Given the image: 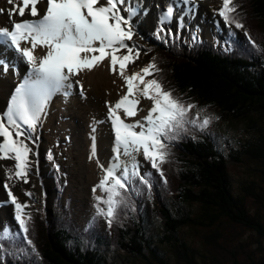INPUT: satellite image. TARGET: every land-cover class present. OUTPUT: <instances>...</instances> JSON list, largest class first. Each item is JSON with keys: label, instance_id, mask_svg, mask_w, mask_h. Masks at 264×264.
<instances>
[{"label": "snow or ice", "instance_id": "6c2138e0", "mask_svg": "<svg viewBox=\"0 0 264 264\" xmlns=\"http://www.w3.org/2000/svg\"><path fill=\"white\" fill-rule=\"evenodd\" d=\"M11 6L7 15L10 27H0V46L14 52L9 59L0 58V71L11 68L18 73L22 61L25 74L11 91L6 108L0 112V160H10L12 167L5 168L3 188L5 203L14 208L13 228L0 226V264L32 262L39 252L30 238L32 220L28 202H21L13 193V183H30L33 168L39 174V162L33 160L39 153L33 146L39 140L38 130L54 98L65 100L76 86L84 96L78 76L92 71L107 61L111 74L122 81L118 99L106 101V121L113 134L112 154L107 166L96 158L102 175L93 186L94 214L88 222L92 227L103 219L108 229L118 222L121 211L135 212L136 198L147 194L152 199L156 177L162 185L168 184L163 165L172 156V146L185 137L195 139L194 132L206 131L213 119L202 115L205 109L197 103L184 100L166 89L156 78L160 72L156 57L138 70L145 49L138 41L145 37L139 31V17L150 10L141 6V0H7ZM201 0H169L158 12L152 36L166 47L174 46L186 22L193 17ZM38 5H43L41 10ZM238 7L234 0H222L214 15L231 29H241L247 43L257 51L256 44L243 22L237 18ZM5 10L0 9V14ZM20 17L15 20L13 17ZM28 16L31 18L25 19ZM175 21V31L171 27ZM193 35V40H195ZM39 50V54L37 51ZM115 83V81H113ZM142 100L150 102L146 115ZM98 121L97 123H104ZM96 128L92 127V133ZM90 159L96 157L95 136H91ZM142 157L143 163L139 159ZM145 165L149 167H145ZM155 173V176H154ZM99 192V195L96 193ZM31 198L33 193L25 191Z\"/></svg>", "mask_w": 264, "mask_h": 264}, {"label": "trees", "instance_id": "16d2710c", "mask_svg": "<svg viewBox=\"0 0 264 264\" xmlns=\"http://www.w3.org/2000/svg\"><path fill=\"white\" fill-rule=\"evenodd\" d=\"M240 1L234 2L239 6L237 18L241 16L244 21L249 22V19L252 22L261 39L256 38L248 23L245 29L260 49H264V0ZM242 3L246 7L245 13L240 10L239 4ZM233 44L231 51H221L211 43L183 51L151 47L155 62L161 69L156 78L166 89L177 91L178 97L190 99L200 108L217 111L219 120L225 118L228 124L241 123L244 129L238 138L231 136L234 141L237 139V145L233 148L228 144V153V145L220 136L227 134L225 129L228 127L222 129L218 126L217 137L220 140L208 135L210 131L206 130L198 131L201 137H185L174 144L177 153L172 151L163 169L169 166V173L164 169L166 177L168 175L177 180L175 195L165 196L172 186L166 188L156 177L152 199H149L152 206L150 213L148 207H142L141 200L137 199V212H131L133 229L122 225L119 230L114 223L109 230L114 237L117 236L119 248L131 255L145 259L152 256L161 264H170L169 255L165 257L168 254L165 247L170 244L169 251L178 262L200 264L197 250L188 245L181 232L199 224L212 225L221 221L222 217L253 229L264 237V51H257L247 41L241 42L237 38H234ZM244 156L256 161L260 180L243 183L240 191L235 192L227 163L231 159L243 161ZM250 197L260 210L249 211L247 200ZM56 203L58 211L54 208L55 216L49 226L43 206L31 212L29 235L41 258L37 261L33 257L31 264H110L108 251L101 246L111 249L112 244L108 240V231L102 230L98 219L92 227L87 224L81 230L71 218L60 220L65 219L66 211L60 199ZM193 204L200 207L196 209L197 214ZM153 213L158 223L151 219L149 214ZM152 223L159 225L153 232L150 231ZM210 238L212 244L216 243L219 233L214 232ZM202 257L205 262L209 259L206 255ZM263 259L252 260L250 264H257ZM8 264H13L11 258ZM25 264L29 262L25 261Z\"/></svg>", "mask_w": 264, "mask_h": 264}, {"label": "rangeland", "instance_id": "374dc122", "mask_svg": "<svg viewBox=\"0 0 264 264\" xmlns=\"http://www.w3.org/2000/svg\"><path fill=\"white\" fill-rule=\"evenodd\" d=\"M234 2L236 3V0H234ZM141 5H143V7H146L149 4L146 0H141ZM239 5L241 8L240 10H243V12L245 13L246 12L245 5L243 3L242 5L241 4ZM146 8H148L151 12V9L149 7H146ZM147 16H141L142 19H139L141 24L144 23L143 18H146L145 20L146 22L144 23V25H146L149 23H153L152 20H156V17H157V15H154L150 17V20H147ZM238 18L246 24L245 28L248 23V25L252 28L253 32L257 36L256 38L258 40L261 39L260 34L255 32L254 28L252 27V22L249 19H248L249 22H246L242 19L241 16ZM143 62L144 61L141 60L140 63H137V67L133 69L138 70L139 67H143L144 66ZM173 93L174 95L177 96V91H174ZM203 114H209L213 117H217L218 115L217 111L213 109H205ZM141 115L142 113H140V116ZM218 126H220L222 129H225L226 127H228L225 129V131L227 130L228 135L220 134V136L224 144L225 143L227 145L231 144L232 147L234 146L233 148H236L237 139L236 141H234V139L231 138V136L238 138L240 134L242 135L241 132L244 129L243 125L241 123L228 124L225 118L224 119L222 118L221 120L213 119L210 127L207 129V131H210L208 135H211L212 137L214 135L215 137H217ZM194 135L196 138L201 137V134H199L198 131H195ZM218 138L219 136L217 137V139ZM218 140H220V138ZM79 144H80V147L83 146L82 141H79ZM174 146L175 145H173V147ZM229 147H230L229 145L226 147V153H228ZM176 149L177 148L174 147L171 149V151H174V154H176L177 153ZM80 152L78 153V150L76 151V156H77V158L75 159L76 166L71 165V167L72 168L74 167V168L73 170H71V174L69 177V183L67 187L65 188L64 191H60L58 194L59 196L62 197V204L64 205L65 201L68 199L67 203L70 206V208L66 210L68 213H66L65 219H61L59 215L60 220L65 221L66 219L71 218L72 221L74 222V225L81 229L85 225H87L88 221H90L91 217L94 214L93 212L94 211V208H93L94 194L92 192V188L94 185L97 184L96 175H97V171L100 172V169L97 167L96 157H94L93 159H90V162L88 164L86 162L89 160L85 162L84 158L82 162H80L78 157L83 156V153L82 152L80 153ZM99 161H101V163L104 162L102 159H99ZM141 163H143V161ZM145 167L147 168L149 166L145 165ZM257 167L258 166H257L256 161L251 160L247 156H244L243 161H240V162L232 161V159L228 160L227 170L231 177L232 185L234 187L235 192L240 191L241 185L243 183H248L249 181H252V180L254 181L260 180L258 176L259 171L256 170ZM41 168L44 171H46V168H44V163L42 161H41ZM164 169L167 170V173L171 171L169 166ZM1 175L2 174L0 171V179L2 180L4 178H2ZM33 175L34 173L30 175L29 184H26V185L24 184L23 188L20 187L17 190L18 191L17 196L19 199L20 197L24 198L25 200L23 199V201H26L31 205V207L27 209V211L29 212L32 210H35L40 204H43V205L46 204L48 208V213L45 216V219H46L47 225L49 226L51 225V212L49 211V207L51 205V202L52 201L54 202V200L57 199L56 188L54 186L53 180L50 177H47V179H42L44 184L45 183L50 184V189H51V191L46 192V195H45L44 188L41 186V184L43 183L39 181V179L43 176L36 177ZM154 176H155V173H154ZM167 180H168V184L165 187L169 188V185H171L172 189L169 188L167 193L165 191V193L167 194V195L165 194V196H170L173 194L175 195V192L178 189L177 180H175V178H172L168 175H167ZM2 191L3 190L0 186V196L2 195ZM25 191H31L33 193V196L31 198L26 197L24 195ZM97 193L99 194V192ZM137 199L141 200L140 202L142 203V207L143 206L145 208L148 207V212L150 213L151 211L150 208H152V206H151L150 200L147 198V194L145 193L144 196L136 198V200ZM247 201H248L247 202L248 209L250 212H256L257 210H260L258 204L253 200V198L250 197ZM136 204L138 205L139 202H136ZM53 206H55L54 208H56V210L58 211L59 206H56L54 204ZM192 206L193 208L195 207L194 208L195 213L197 212L196 209L198 210L200 209L199 205L193 204ZM3 210L5 211L0 212V226L8 223L7 220H10V219L13 220L11 217L10 205H6L3 208ZM135 212H137V210ZM131 215H132L131 211H121L119 220L118 222L115 223L117 226V229L121 230L122 225L123 226L126 225L127 228L133 229V220H132ZM149 215L151 219L154 220V222L158 223L159 220L157 221L155 217L156 215L154 213L149 214ZM53 216H55L54 212L52 214V217ZM98 222H99V225L102 226V230H104L105 232L108 231V227L106 223L103 221V219H99ZM156 223H152L150 225V231L153 232L155 228L157 229L159 227V225L157 226ZM105 228L107 230H105ZM114 231H115V228H114ZM214 232L219 233V238L216 243L214 242L212 244L210 237L214 235ZM181 234L184 237L183 239L188 243V245L192 246L194 249L197 250L198 252L197 261L200 264H250L252 260L259 261L261 260V258H264V237L259 236L255 230L247 228L241 224L231 222L229 219L225 217H222L221 221H218L212 225L199 224L195 227L192 226V227L184 228ZM108 237H109L108 240L112 244L110 245L111 249H109L108 246H101V248L103 250H106V252L108 251L107 255L109 257L108 260L110 264L111 263L112 264H123V263H126V264H161L158 259L152 256H149L148 259L139 258L134 255H131L127 250L120 249L117 244L118 242L117 236L114 237L112 232L110 231H108ZM168 246L170 247V244H168ZM169 247H165L166 252L168 253L166 254L165 257L169 255L168 259H169L170 264H187L185 261L178 262L176 260V257L172 256L171 252L169 251ZM205 255L208 256L209 258L207 259L206 262L204 261L202 257ZM34 258L37 261L41 260L40 255H39V258H36V257Z\"/></svg>", "mask_w": 264, "mask_h": 264}, {"label": "bare ground", "instance_id": "6f19581e", "mask_svg": "<svg viewBox=\"0 0 264 264\" xmlns=\"http://www.w3.org/2000/svg\"><path fill=\"white\" fill-rule=\"evenodd\" d=\"M158 1H159L160 4H158L157 2L154 3V4H151L152 3V0H149V3H148L149 5L146 6V7H149L151 9V12L147 16V20H150V17L156 15L155 14V10H156V8L158 6H162L163 5V1L162 0H158ZM7 4H8L7 0H0V7L6 8ZM141 6H143V5H141ZM4 17L6 19H8V16L7 15H5ZM4 17L0 16V27H4V26H8L9 27L10 26V23L7 20H5ZM24 18L25 19H28V18H31V17L25 16ZM139 19H142L141 16L139 17ZM143 26H144V23L141 24V22H140V24H139V31H141L140 28H142ZM146 27L147 26H145V28ZM240 41L242 42V39H240ZM0 52H5V50H1L0 49ZM37 54H39V51H37ZM7 55H9V52H7ZM14 55H15L14 52L11 53L10 58L12 56H14ZM139 62H140V60H139ZM25 68H26V65L21 61L19 63V65H18V73H17V75H15V77L16 78H19L21 76L23 78V75H24V72H25ZM10 72L12 74V71H10ZM10 72L8 74H5V73H3V72L0 71V111L4 107V104H5L4 101H5V99H6V103H7V100L9 98L7 95H8V93L11 92V86L15 82L14 76L11 75ZM115 77H116V75H112L108 69H104L103 64H101L100 67L94 68L90 72L89 71H85L80 76H78L77 78L80 80L81 84L84 87V96L82 97L80 95V97L78 99H75V97L76 98L78 97V93H75V94L72 95L71 100H69V102H67V105H68L67 106V110L69 111V115L68 114H66V115H68L67 116V119L69 120V123H71L72 121H75L76 120L75 119L76 118L75 117L76 113L84 114V113L88 112V109H92V111L90 113V115H92V112H96V111H99V110L101 111V109H103V106H101V101L100 100L102 98L103 99L104 98L106 99V98L109 97V96L108 97H105L104 93H106L107 90L110 89V88H111V90L114 91V87L118 90V93L121 91L120 84L116 80ZM113 81H115V83H113ZM85 90L87 91V94L85 93ZM56 97H57V99H59V95L56 96ZM86 98H87V100L81 106L82 99H86ZM115 98L117 99L118 97H115L114 96V99ZM58 102L54 103V101H53V104L51 103V107L52 106L56 107V104H58ZM74 104L77 105L80 109H76V107H75ZM89 105H92V106L91 107H88ZM105 110H106V105H104V112L101 111V114H103V116H104L103 121H105V122L104 123H101L100 126L102 127V130H105L104 124H106V126H107L106 127V135L107 136H109V135L112 136L113 134L111 132L110 125L106 121ZM95 116L96 115L93 113V119L95 118ZM78 119H79V121H81L82 120V117H79ZM98 121H100V120L98 119ZM95 128H96V132H97V130H98L97 123H96V127ZM79 141H81V138H80ZM40 145L41 144H40V139H39V141H37V144L34 145V146L40 147ZM110 147H112V144H111ZM109 157L110 156H106L107 163H108ZM34 159L37 160V157H35ZM0 171H1V174H2L1 177H3L5 175V171L3 172L2 168H1ZM33 173L36 174V171L33 172ZM35 174L33 176H35ZM44 175H45V172L39 169V174L36 177H41V176H44ZM41 186L44 188L45 195H46V192H48V191L50 192L51 191L50 184L49 183L48 184H44V185L41 184ZM20 187L23 188L24 187V184L23 183H16V182L13 183V188H14L15 192H17V190ZM64 207L66 209L68 207H70L68 205L67 201H65V206ZM105 230H107V229L105 228ZM109 230L110 229H108V231Z\"/></svg>", "mask_w": 264, "mask_h": 264}, {"label": "water", "instance_id": "95a60500", "mask_svg": "<svg viewBox=\"0 0 264 264\" xmlns=\"http://www.w3.org/2000/svg\"><path fill=\"white\" fill-rule=\"evenodd\" d=\"M257 264H264V260H263V261H261V262H259V263H257Z\"/></svg>", "mask_w": 264, "mask_h": 264}]
</instances>
